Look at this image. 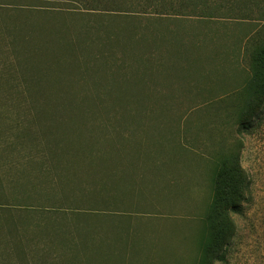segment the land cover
Returning <instances> with one entry per match:
<instances>
[{
  "label": "rangeland",
  "instance_id": "1",
  "mask_svg": "<svg viewBox=\"0 0 264 264\" xmlns=\"http://www.w3.org/2000/svg\"><path fill=\"white\" fill-rule=\"evenodd\" d=\"M90 1L0 0V264H196L228 153L245 195L213 264H264V120L232 116L264 0Z\"/></svg>",
  "mask_w": 264,
  "mask_h": 264
},
{
  "label": "trees",
  "instance_id": "2",
  "mask_svg": "<svg viewBox=\"0 0 264 264\" xmlns=\"http://www.w3.org/2000/svg\"><path fill=\"white\" fill-rule=\"evenodd\" d=\"M93 1L96 0H91L90 2ZM92 32V28L88 27L83 34L90 35ZM117 37L118 36L115 35L113 38L114 40L111 39V43H114ZM78 40H80V38H78ZM249 40L250 43L247 47V52L251 57L248 65V77L239 94L232 95L238 102L232 116L237 125L236 132L240 136L251 134L255 126L264 120V34L262 36L258 34V36H253ZM91 42L95 43L94 41ZM79 46L86 48V45ZM81 49L83 48H80V51H82ZM109 50L113 51V48L110 46ZM132 50L134 62H131V65L133 66L134 63L136 64V67H138V69H136L137 72H146L145 67L147 63H151L152 61L141 57L138 47L133 46ZM72 52L73 51L70 53ZM84 52L85 51H83V53ZM128 53L132 54L131 51H128ZM156 66L158 68L162 67L158 65V63ZM74 96L75 95L67 94L62 97L57 95L56 98L64 99V105L76 106L79 105V103H86L90 99L91 102H98L100 104H102L104 100L98 93L93 95L92 93H85L75 98ZM255 102L256 105H253ZM57 146V150L59 151L60 144ZM114 148L113 146L110 149L115 151L121 150L120 147ZM92 150L95 151V149H87L86 152L88 153V151ZM76 151L81 153L82 145H79V149ZM212 162L215 167L214 177L212 178V197L203 218L205 230L199 241L200 259L196 264H213L222 260L224 253L223 248L228 246L229 239L232 237L233 227L231 216L242 213L241 204L244 202L245 184L242 173L236 166L235 156L232 153L222 156L217 155ZM57 176L60 178L59 174H57ZM76 248L77 246L70 245L68 250Z\"/></svg>",
  "mask_w": 264,
  "mask_h": 264
}]
</instances>
